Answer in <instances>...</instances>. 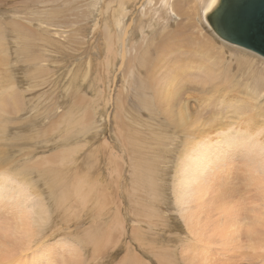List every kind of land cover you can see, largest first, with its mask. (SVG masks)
Returning a JSON list of instances; mask_svg holds the SVG:
<instances>
[{
    "label": "rangeland",
    "instance_id": "obj_1",
    "mask_svg": "<svg viewBox=\"0 0 264 264\" xmlns=\"http://www.w3.org/2000/svg\"><path fill=\"white\" fill-rule=\"evenodd\" d=\"M201 5L202 0H0L2 33L12 40H14L12 36H15L17 42L14 47L17 50L23 47L21 28H24L25 39L28 42L27 54L11 56L10 67H13L12 77L20 97L18 103L20 107L18 112L16 111L15 121L8 128L13 135L31 133L26 139L29 146L33 148L28 159L32 158V161L38 163L42 158L48 157L53 158L52 161L55 162L40 165L38 169L31 170V175L39 177L46 170L56 173L59 176V194H75L77 180L83 181L82 183L87 181V187L82 188V191L89 192V184L92 183L91 194H97L96 199L101 195L105 198L102 213L98 212L100 211L98 208L93 209L92 202L81 207L74 201L68 202L72 206L73 215L69 214L65 208H59L61 210L56 212V208L53 209L52 219L46 226L47 233L43 245L53 247L62 239V236L78 243V238L81 237L79 245L82 242V256L84 254L85 256L80 257L79 264H126L128 262L163 264L162 258L169 260L172 264H187L183 258L190 254L183 255L185 252L182 246L190 242L191 235L184 219L179 215L178 207H175L176 199L173 193L178 153L184 146L183 136L167 129L162 116L157 121L159 113L154 111L156 106L154 83L143 82V88L147 93L145 97L150 101V108L139 106L140 102L136 93V89L139 88L136 86L138 74L135 69L140 57L148 50L151 49L152 55L156 57L157 50L164 46L162 44L171 41L169 39H172L170 37L173 33L178 34L179 31L185 33L184 28L188 19H181L183 16L179 14L180 9L188 10L194 22L187 30L193 40L199 36L204 42L209 41L215 46L223 47L224 45V48L247 51L246 57L255 58L252 60L254 63L264 59L256 55L257 53L254 54L255 52L230 45L222 41L216 33L215 35L201 20L203 12ZM7 18L18 20L19 24L9 26L4 23ZM165 33H172V35L167 34L166 37ZM161 34L163 37L160 36ZM161 37L162 43L159 46ZM193 48L195 49L191 51L196 60L189 62L190 65L199 66L203 63L208 66L209 64L211 72L218 70L217 72L221 73L223 68L220 65L225 61L224 58L215 60L217 56L207 54L204 49L202 51L210 58L206 55L201 56L202 48L195 42ZM239 53H236L237 57L241 56ZM247 58L242 61H248ZM239 63V60L228 61V64L232 66L228 68L226 65L227 73L233 74L231 69L238 68ZM254 68L264 72V64H258ZM16 75L18 78H15ZM191 82L196 84L193 77ZM243 95L242 97L245 96ZM122 105L126 108L121 107ZM261 115L260 120L263 119L264 113ZM21 124L23 126L20 127ZM32 126L37 128V131ZM26 129L30 130L26 131ZM173 134L176 135L175 138ZM20 140L25 143L23 139ZM17 144L22 145L19 141ZM139 156L141 159L138 160ZM133 159L139 167L144 165L146 169L143 172L136 171L132 164ZM34 162H31L30 166L35 164ZM235 164L237 166L234 165L231 172L237 184L243 163L236 160ZM147 169L149 173H146ZM151 172L153 180H156L153 181L154 192L152 193L155 195L153 197L152 194L153 198L151 193H147L150 192L148 191L150 184L144 181L146 177L151 176ZM141 177H143L142 181L139 180ZM39 180L36 181L37 189L41 191L40 193L47 194V200L51 202L52 208L54 198L48 190L50 186L44 187L43 178ZM40 183L43 187L39 185ZM213 183L215 194L208 197L210 202L214 201L213 204L216 205L215 196L220 192V188L217 186L218 181ZM242 183L240 184L239 181V186L233 192L236 194L235 199L232 200L233 203L244 204L242 195V201L237 199L240 198L238 194H242L241 188L249 195V199H252L254 195L255 198L261 197L254 187H245L246 185ZM230 189L233 187L225 186L221 194H232L228 192ZM248 190L255 191L252 192L254 195L251 196L252 193L250 195ZM135 195L139 197V200L140 196H143L142 212L141 208L140 210L135 208L139 207ZM218 201L221 203V197ZM206 208L207 211L204 214L207 215V220L204 221V227L208 229V232L204 236L214 237L213 241L219 244L221 232L224 230H221V226L217 227L209 221L208 212L211 213L214 209L210 210L209 206ZM147 210L155 212V214L150 213L152 218L149 212L143 215ZM158 210L164 211V215ZM216 210L220 216L219 207H216ZM162 216L166 220H163ZM62 218L63 220L65 218L64 222L61 221ZM212 218L215 220V215ZM90 228L95 234L97 232L107 234L109 230H113L116 237L113 242L97 251L94 246L86 243L87 233L85 232L87 229L91 231ZM142 230L144 235L140 233ZM242 233L245 236L244 231ZM81 234L84 237L80 236ZM216 236L219 238L218 241ZM214 242L211 246H205L206 252L211 251V254H208L210 259L205 251L201 254L212 260L209 264H264L263 252L261 254L260 251L247 247L246 241L245 245L243 242H231L224 238H221L219 245ZM227 242L229 243L226 244ZM243 246L246 249H241ZM34 257L30 251L27 256L22 255L12 259L11 262L12 264H34L32 263L35 262Z\"/></svg>",
    "mask_w": 264,
    "mask_h": 264
},
{
    "label": "bare ground",
    "instance_id": "obj_2",
    "mask_svg": "<svg viewBox=\"0 0 264 264\" xmlns=\"http://www.w3.org/2000/svg\"><path fill=\"white\" fill-rule=\"evenodd\" d=\"M176 7H178L177 4ZM200 7L203 11L201 17L202 22L213 31L207 20L208 13L214 8L213 0H202V5ZM162 8H164L163 5ZM179 14L183 16L181 19H188V23H186L187 25L184 28L186 29L185 33L179 31L181 34L179 35L177 32L178 34L175 33V35L173 33L174 36L172 33H165L166 37L167 34L173 36L170 37L172 39H169L171 41H165L167 43L162 44L164 46L157 50L156 57L152 55L151 49L146 53L144 52L145 54H143V56L140 55V61L137 64V68L135 66V70H137L136 73L138 74L136 86L139 88L142 87L141 90H138L139 88L136 89V93L138 94V96H136L138 97V102H140L139 106L147 107V109L150 108V101L145 97V94L147 93L145 88H143V82L150 81L154 83V85L152 84L155 87L156 95V106L154 111L157 114L159 113L157 121H159L162 116L164 125L167 129H170V131L173 130L174 134L179 133L183 136L184 146L178 153V160L174 174L173 193L175 194L174 197L176 199L174 202L177 205H175V207H178L180 211L179 215L184 219L183 221L186 223L185 225L187 226L191 238L189 239L190 242L185 246H182L184 247V249H182L185 253H181V255H187L186 253L190 254L188 257L183 258L187 264H209L212 261L209 260L210 257L208 255L209 253L211 254V251L206 252L205 246H211L214 242V239H212L214 237L211 238L204 236L208 232V229L204 227V221L207 220V215L205 216L204 212L207 211L206 207L209 206L210 210L214 209L211 213L208 212L209 221H211L212 224L217 225V227L221 226V230H224L221 232V238L236 243L243 240V244L246 241L245 244L246 246L248 245L247 247L260 251L261 254L263 252L264 256V116L263 119L260 120L262 117L261 114L264 113V72L258 70L260 69L258 67L257 70L254 68V66H257L258 64H264V59L254 63L252 60L255 58L246 57L247 51H238V49L232 50L227 47L224 48V45L223 47L219 45L215 46L209 43V41L205 40L204 42L199 36L193 40L187 31L190 28V24L194 23L192 22L189 11L186 9H180ZM180 22L182 23L184 21ZM4 23H7L10 26L11 24H19V21L13 18H7ZM1 25L2 22L0 20V264H12V259L18 258L22 255L27 256L30 251L35 256V262H32L34 264H79V259L83 255V247H81L82 242L79 245L81 237L78 238V243L71 241L68 238L65 239L62 236V239L59 241L56 240L57 243L53 247L43 245L47 233L46 226L52 219V210L56 208V212L59 208H65L69 214L71 213L73 215L72 206L69 205L68 202L74 201L80 207L87 206L92 202L94 204L92 206L93 209L98 208L100 210L98 212L100 213L101 209L103 210V200L105 198L101 195L98 196L100 198L96 199L97 194H91L93 185L90 182L89 192L82 191V188L87 187V181L82 183L83 181L78 182L77 180L74 191L75 194H59V176L56 173L46 170L39 177L31 175V170L38 169L40 165L54 164L55 162L52 161L53 158L50 159L48 157L42 158L38 163L32 161V158L28 159L33 148L29 146L26 139L29 138L31 133L13 135L8 128L11 127V124L15 121L16 111L18 112L20 107L18 104L20 97L17 88H15L12 77L13 67H10V64L12 63L11 56L20 53L27 54L28 42L25 39L24 28H21V44H23V47L16 50L14 47L17 42L15 36H12L14 40L6 38L1 31ZM160 36H162V34ZM162 37L159 39V46L162 43L160 42ZM193 41L202 48L201 56L206 55V57L210 58L207 56V54H210L215 57L217 56L215 60L220 57L225 59L220 65V67L222 66L223 68L221 69V73L217 72L218 70L211 72L212 70L208 67L210 66L208 63V66L203 65V63L201 65L199 64V66L190 65L189 62H192L195 59L193 56L194 53L191 51V49H195L193 48ZM222 41L230 45L233 44L223 39ZM233 46L239 47L235 44H233ZM239 48H241V46ZM203 49L207 54L202 51ZM215 51H217V53H214ZM237 52L241 53V56L239 55L240 57H237ZM252 53H254V51H252ZM256 55L264 58L259 54ZM124 58L126 59V57ZM245 58H247L248 61L243 62L242 60ZM238 60L240 61L238 68L235 69L233 67L231 69L233 74L227 73V69L232 66L228 64V61L231 62ZM132 69L133 68H131V70ZM191 69L195 70L192 71ZM192 77L196 84L191 82ZM15 78H18V76ZM242 94L245 96L243 95L244 97H242ZM121 107L124 109L126 108L124 105ZM26 117L24 119H26ZM28 120L30 121L29 118ZM23 122L25 123V121ZM21 126L23 125L21 124L20 127ZM35 129L37 131V128ZM28 130L26 129V131ZM174 134L173 136L175 138L176 135ZM170 138L171 137L169 136V139ZM20 139H23L25 143ZM17 141L21 142L22 145H18ZM139 159H141L140 156L138 160ZM175 159H177V157ZM236 160L243 163V168L238 177L240 179V184L243 182L242 184H245V187H254L257 194L261 195L260 198H255V195L252 193L255 191L249 192L248 190L249 194L252 193V195L250 194L251 196L254 195V197L251 198H254L255 202L252 201V199H249V195L246 194L242 188V194H238L240 198L237 199L240 201L242 195L244 198V200L242 199L244 204L242 205L241 203L232 202L236 197V194H233V192L236 191V187L239 186V181L235 184L236 179L232 177L231 172L232 167L234 165L237 166L235 164ZM31 162H34L35 164L30 166ZM132 164L136 171L143 172L146 169L144 165L139 167V164L136 163L135 160ZM147 172L149 173L150 171L147 169L146 173ZM39 178H43L44 187L50 186L48 190L51 193L52 198H54V201L52 200V208L50 207L51 202H48L47 200V194H45V192L42 194L40 193L41 191L39 192L37 189L36 181H38ZM153 179L152 172L151 176L144 179L145 183L150 184L151 186V189H148L150 192H147L151 193V197L153 194L152 192H154L153 181H156ZM139 180L142 181L143 177ZM215 181H218L217 186L220 188V192L215 196V203L217 206L213 204L214 201L210 202V198L208 197V195L215 194V191L213 190V182ZM39 185H42L43 187V184L40 183ZM228 185L233 187V189L228 191L232 194H221L223 193L222 190L225 189V186ZM154 196L155 195L153 194V197ZM220 197L221 203L218 201ZM142 199V195L140 196V200L139 197L136 196L139 207L136 206L135 208H139V210L141 208V212L142 208H144L141 202ZM250 200L251 204L249 203ZM158 204H160V202ZM216 207H219L221 211L220 216L217 214ZM139 210L136 209V211L141 213ZM149 210H147V212L145 211L146 213L143 212V215H146L148 212L150 215L152 212ZM163 212L159 211L160 214ZM152 214H155V212L153 211ZM156 215H158V213ZM214 215L215 220L212 218ZM158 217L161 218V216ZM62 220L63 218L61 221ZM146 220L147 219H145V221ZM163 220H166V218H163ZM87 231L85 232L87 233L85 237L86 243L94 246L96 250H101L106 244L113 242L116 237L115 233L113 234L112 232L113 230H109L107 234L103 232H97L95 234L93 233V229ZM142 231L140 233L143 234L144 231ZM243 231L245 236L242 233ZM142 234L141 236L143 238L144 234ZM219 235L217 236L219 237ZM80 236H82V234ZM135 236L137 235L135 234ZM59 238L61 237L59 236ZM221 238L220 241H218L219 238L217 239L218 243H221ZM228 243L229 242L226 244ZM212 247H214V245ZM244 247L245 246L241 249H246ZM204 251L209 259L206 258L205 255L204 257L203 255L201 256ZM161 260L163 264H172L165 258H162ZM257 260L259 261L258 258Z\"/></svg>",
    "mask_w": 264,
    "mask_h": 264
},
{
    "label": "water",
    "instance_id": "obj_3",
    "mask_svg": "<svg viewBox=\"0 0 264 264\" xmlns=\"http://www.w3.org/2000/svg\"><path fill=\"white\" fill-rule=\"evenodd\" d=\"M234 6L243 5L248 17V25L242 31L217 30L214 8L208 13L207 20L219 38L241 46L264 57V0H228ZM213 18L210 20L209 16Z\"/></svg>",
    "mask_w": 264,
    "mask_h": 264
},
{
    "label": "snow or ice",
    "instance_id": "obj_4",
    "mask_svg": "<svg viewBox=\"0 0 264 264\" xmlns=\"http://www.w3.org/2000/svg\"><path fill=\"white\" fill-rule=\"evenodd\" d=\"M217 30L242 31L248 25V17L243 5L234 6L228 0H213ZM212 15L209 16L211 20Z\"/></svg>",
    "mask_w": 264,
    "mask_h": 264
}]
</instances>
